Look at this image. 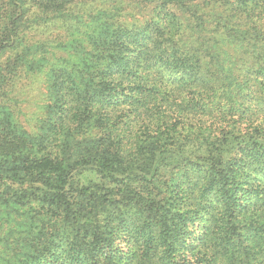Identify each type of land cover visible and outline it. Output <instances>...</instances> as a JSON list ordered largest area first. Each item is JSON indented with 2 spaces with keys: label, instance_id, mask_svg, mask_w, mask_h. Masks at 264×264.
Here are the masks:
<instances>
[{
  "label": "trees",
  "instance_id": "obj_1",
  "mask_svg": "<svg viewBox=\"0 0 264 264\" xmlns=\"http://www.w3.org/2000/svg\"><path fill=\"white\" fill-rule=\"evenodd\" d=\"M126 1L134 9L186 7V0ZM60 4L0 0V58L11 55L13 76L31 63L34 18ZM97 34L96 77L87 82L81 72L75 80L68 75V87L53 83L58 125L77 132L78 106L94 101L95 112L121 111L124 129L113 139L105 145L96 135L68 132L50 153L13 130L8 116L0 119L1 205L41 223L31 264H264V116L196 128L203 100L182 109L181 93L159 90L179 82L214 91L211 71L193 50L166 46L142 26L111 23ZM1 62L4 99L9 67ZM247 65L248 75L234 74L243 102L230 105V117L243 119V103L255 92L264 99V58ZM164 67L173 77L162 88L156 76Z\"/></svg>",
  "mask_w": 264,
  "mask_h": 264
},
{
  "label": "rangeland",
  "instance_id": "obj_2",
  "mask_svg": "<svg viewBox=\"0 0 264 264\" xmlns=\"http://www.w3.org/2000/svg\"><path fill=\"white\" fill-rule=\"evenodd\" d=\"M59 2L60 11L48 15L39 12L34 18L35 26L27 33L34 54L28 57L31 63L20 75L13 76L11 55L4 53L0 58L1 63L9 67L8 81L4 84L6 97L2 99V92L0 98V119L8 116L13 130L27 135L45 152L59 145L62 148V142L66 141L63 134L75 132L58 125L60 111L55 103L53 83L60 82L63 87H68V75L75 80L81 72L87 82L96 77L99 64L97 33L111 23L146 27L166 46L193 50L191 53L199 57L200 65L211 71L208 86L214 91L207 92L205 85L190 87L179 82L172 84L170 89L159 88L162 93H169L168 96L181 93L182 109L188 107L192 98L203 100L199 103L203 110L194 117L196 128L215 131L226 123L231 128L232 121L236 126L243 125L249 117L253 119L256 111L258 116H264V99L261 100V95L256 92L249 97V102L243 103L249 109L243 119L237 115L230 117L229 111L230 105L243 102L240 100L241 89L235 83V72L237 76H246L249 72L247 63L253 62L254 58H264V0L262 3L259 0H186L185 8L148 5L141 9H134L130 2L123 0L121 11L118 0ZM32 11L38 13L37 8ZM164 70L159 71L162 75L156 76L162 80V88L169 85L167 79L173 77L165 67ZM196 87L200 90L196 91ZM96 107L94 101L78 106L75 120L79 130L74 135L87 139L96 135L106 145L120 128L124 129V121L120 110L108 108L103 114L95 112ZM180 108H170V115ZM139 123V120L134 123L138 135ZM1 204L0 264H31L35 254L30 246L34 247L33 243L38 241L41 223L35 225L29 220L33 218L31 215H17L13 208Z\"/></svg>",
  "mask_w": 264,
  "mask_h": 264
}]
</instances>
